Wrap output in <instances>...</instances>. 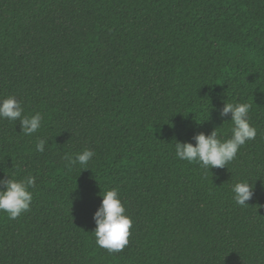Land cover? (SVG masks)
<instances>
[{
    "label": "trees",
    "instance_id": "obj_1",
    "mask_svg": "<svg viewBox=\"0 0 264 264\" xmlns=\"http://www.w3.org/2000/svg\"><path fill=\"white\" fill-rule=\"evenodd\" d=\"M9 95L43 120H0V178H35L29 210L0 213V264H264V0H0ZM225 102L251 105L256 137L224 168L177 158V140L230 138ZM113 188L132 226L109 253L93 214Z\"/></svg>",
    "mask_w": 264,
    "mask_h": 264
},
{
    "label": "clouds",
    "instance_id": "obj_2",
    "mask_svg": "<svg viewBox=\"0 0 264 264\" xmlns=\"http://www.w3.org/2000/svg\"><path fill=\"white\" fill-rule=\"evenodd\" d=\"M249 103H224L219 110L221 118L230 115L232 122L231 136L228 139L218 138L216 129L210 134L203 132L193 136L192 142L175 143V155L181 160L196 163L205 170L224 168L232 162L240 149L247 141L253 140L257 133L249 122ZM19 121L21 133L31 136L42 126L43 116L37 112L35 115H25L21 101L9 95L0 99V120ZM47 141L39 139L36 151L44 152ZM95 155L92 149H83L72 156L65 155L66 167L79 166L87 169L89 161ZM35 178L32 176L16 179L13 176L0 178V213L7 214L15 219L30 208L33 194L29 189L34 187ZM235 203L241 207L248 205L246 201L254 195L252 184L244 181L236 182L231 187ZM102 199L93 214L95 228L92 231L96 245L106 249L109 253L122 251L128 244L132 221L125 212V207L119 197L118 190L106 189L99 194Z\"/></svg>",
    "mask_w": 264,
    "mask_h": 264
}]
</instances>
